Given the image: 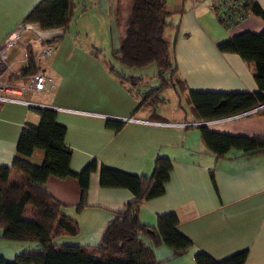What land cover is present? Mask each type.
Segmentation results:
<instances>
[{"label": "crops", "instance_id": "1", "mask_svg": "<svg viewBox=\"0 0 264 264\" xmlns=\"http://www.w3.org/2000/svg\"><path fill=\"white\" fill-rule=\"evenodd\" d=\"M39 1L0 0V42L23 25L25 16ZM253 2L264 12V0ZM131 5L132 0H74L68 31L41 30L44 42L26 32L20 36L9 52L13 71L8 76L9 82L14 86H19L20 81L22 85L27 83L30 76H23L20 71L27 66L29 49L35 55L36 67L46 77L45 90L22 96L40 106L0 102V165H11L15 157L34 166L42 163L43 150L36 148L30 156H22L17 154L16 144L25 123H39L37 107L54 110L56 122L66 129L64 143L71 150L69 169L79 173L90 162H96L80 212L75 208L81 199V186L76 178L51 175L45 181L49 194L65 205L63 214L79 226L76 236H60L54 242L100 243L114 213L135 197L126 187H102L100 168L149 176L155 158L161 156L171 160L169 179L162 194L140 204L138 218L154 226L158 215L174 212L179 220L177 230L192 245L184 251H175L163 244L152 247L144 238L152 247L157 264H195L193 256L198 251L217 261L247 251L244 264H264V150L243 155L240 150L231 149L216 158L203 144L199 129L206 126L224 134L264 137V114L240 113L203 121L194 117L188 99L190 90L249 93L258 90L247 63L236 53L220 52L216 44L241 32L260 33L264 19L249 12L238 25L228 29L217 22L208 0H166L172 27L165 32V38L176 66V78L183 82L185 90L178 87L163 90L166 101L159 105L156 115H150L138 109L139 97L127 83H120L110 69L142 76V90L157 84L156 79L148 82L154 67L130 73L109 54L106 60L93 56L86 48L91 44H80L73 34V29H110L115 32L117 47ZM60 35L62 39L53 53L44 57L41 52L48 45L44 43ZM124 118L135 120L123 121ZM107 120L121 121L123 126L115 131L106 126ZM187 122L205 124H173Z\"/></svg>", "mask_w": 264, "mask_h": 264}, {"label": "trees", "instance_id": "2", "mask_svg": "<svg viewBox=\"0 0 264 264\" xmlns=\"http://www.w3.org/2000/svg\"><path fill=\"white\" fill-rule=\"evenodd\" d=\"M165 1L132 0L120 44L111 51L112 58L130 73L154 67L155 71L148 79H156L157 84L142 90V76L110 69L120 83H127L139 97L138 109L148 111L150 115H156L159 105L166 101L163 90L176 87L185 90L183 82L176 78V66L165 38V32L172 27L169 22L171 13L165 9ZM74 8V0H41L25 16L23 24L36 25L40 30L61 28L66 32ZM210 8L217 22L228 29L238 25L249 12L264 19L263 10L253 0H233V8L228 12L213 4ZM227 13L229 17L219 18ZM61 39V35L54 36L44 44L56 45ZM86 48L93 56H100L101 51L94 46ZM216 48L220 52L238 54L250 68L258 90L252 93L188 91L192 113L196 119L203 121L240 114L264 103V29L260 33H238L217 43ZM37 71L35 55L28 49L27 66L20 74L29 77ZM35 111L40 121L37 125H23L16 151L18 155L30 156L38 148L43 150L44 158L38 166L19 157H15L9 166L0 165V239L36 245L10 259L0 255V264H157L152 247L163 244L175 251L191 247V241L177 230L179 220L174 212L158 215L154 226L144 224L138 218L140 204L162 194L169 179L171 160L161 156L155 158L149 176L100 168L99 183L102 187H126L135 196L114 213L100 243L54 242L60 236H76L79 226L63 214L65 205L49 194L45 181L51 175L76 178L81 186V199L75 208L76 212H80L85 205L88 178L96 169V162H90L79 173L72 172L69 169L71 150L64 143L66 129L56 122V112L38 107ZM257 112L264 114V109ZM106 126L118 131L123 122L107 120ZM199 129L203 144L216 158L231 149L240 150L243 155L264 150V137L224 134L206 126ZM13 175L18 178L14 180ZM210 178L214 181L212 171ZM144 238L151 242L152 247L144 242ZM246 257L247 251H240L217 261L198 251L193 259L195 264H244Z\"/></svg>", "mask_w": 264, "mask_h": 264}, {"label": "built area", "instance_id": "3", "mask_svg": "<svg viewBox=\"0 0 264 264\" xmlns=\"http://www.w3.org/2000/svg\"><path fill=\"white\" fill-rule=\"evenodd\" d=\"M194 1H206V0H194ZM210 4L217 5L220 9L230 10L233 8V0H208ZM231 13V12H229ZM230 14L220 15L219 18L229 17ZM34 25L23 24L17 27L12 33L8 34L1 42H0V102H15L22 103L28 106H40V104L26 101L22 98V96L26 92H41L45 90V82L46 77L41 71H37L32 74L27 83L21 86H14L9 82L8 76H12L13 71L11 68V63L9 61V52L12 48L17 44V40L19 37L28 29L33 28ZM55 49V45L48 44L43 47L41 54L44 57L50 56ZM264 109V103L256 106L255 108L246 111L245 113H255L259 110ZM240 114V115H242ZM123 121L126 120H135L133 118H124ZM205 122H194V123H173L178 124L180 126H198L202 125Z\"/></svg>", "mask_w": 264, "mask_h": 264}, {"label": "rangeland", "instance_id": "4", "mask_svg": "<svg viewBox=\"0 0 264 264\" xmlns=\"http://www.w3.org/2000/svg\"><path fill=\"white\" fill-rule=\"evenodd\" d=\"M33 25V24H30ZM36 26V25H34ZM26 34H31L33 38L37 41H43L44 39H41V34L43 33L41 30L37 29V26L31 29H28L25 31ZM24 32V33H25ZM73 34L75 35L76 40L83 45H86L87 43L91 44L95 48L99 49L101 51L100 56L103 59L108 58V54L111 56V51L118 48L115 47V32L111 33L110 29H73ZM20 38V37H19ZM50 40V39H49ZM18 42V40H17ZM151 83L154 79H148ZM144 82L147 80H143ZM148 81V82H149ZM143 82V85H144ZM19 86L23 84V81L17 82ZM148 83V84H150ZM13 85V84H12ZM17 177H14V180H16ZM30 242H18V241H11V240H5L0 239V255L4 256L5 258H12L15 254L24 251L25 249H28L32 247Z\"/></svg>", "mask_w": 264, "mask_h": 264}, {"label": "water", "instance_id": "5", "mask_svg": "<svg viewBox=\"0 0 264 264\" xmlns=\"http://www.w3.org/2000/svg\"><path fill=\"white\" fill-rule=\"evenodd\" d=\"M205 124V123H204ZM203 125V124H202Z\"/></svg>", "mask_w": 264, "mask_h": 264}]
</instances>
